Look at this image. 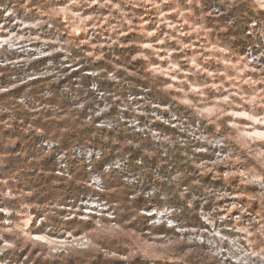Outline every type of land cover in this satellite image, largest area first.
<instances>
[{
    "label": "trees",
    "instance_id": "trees-1",
    "mask_svg": "<svg viewBox=\"0 0 264 264\" xmlns=\"http://www.w3.org/2000/svg\"><path fill=\"white\" fill-rule=\"evenodd\" d=\"M178 1L234 57L248 47L264 49V9L255 0ZM48 5L49 0H0V19L4 7L12 6L50 24L59 35L56 45H67L66 51L34 58L27 66L15 65L13 52L0 50L5 62L0 63V208L10 210L13 223L30 214L39 233L87 234L91 244L53 252L18 229L7 230L0 210V264H235L211 254L205 242L187 243L175 227L155 224L145 213L155 205L179 210L175 217L197 229L203 225L200 210L221 201L217 190L225 187L257 212L259 201L247 194L251 188L236 174L224 175L225 162H214L210 146L198 150L200 138L190 131L195 127L199 133L202 126L228 140V127L201 118L178 99L180 93L167 86L169 78L151 69L157 61L153 53L145 50L149 56H141L139 31L102 46L71 35L63 16ZM104 103L108 111L96 115ZM154 112L180 124H166ZM133 116L143 130L131 124ZM101 119L110 124H100ZM88 148L94 151L89 162ZM59 155L65 156L68 173L57 172ZM93 174L101 189L91 184ZM8 187L12 196L5 194ZM87 197H96L112 217L105 212L69 217ZM153 235L171 240L158 248L157 258L142 252Z\"/></svg>",
    "mask_w": 264,
    "mask_h": 264
},
{
    "label": "rangeland",
    "instance_id": "rangeland-1",
    "mask_svg": "<svg viewBox=\"0 0 264 264\" xmlns=\"http://www.w3.org/2000/svg\"><path fill=\"white\" fill-rule=\"evenodd\" d=\"M255 1L264 9V0ZM86 7L96 12L87 11ZM48 8L63 16L71 35L102 46H111L128 32L139 31L141 56H149L145 50L153 53L157 61L150 64L151 69L169 78L167 86L180 93L178 99L194 107L201 118L228 127V134L231 133L228 140L222 133H209L202 126L199 133L195 127L190 131L195 138H200L198 150L206 151L210 146L214 162H225L224 175L236 174L251 188L247 194L259 201L257 212L249 211L237 193L225 187L217 190L221 201L209 210H200L203 225L197 229H188L175 217L179 210L155 205L145 213L155 224L175 227L180 239L187 243L205 242L211 254L222 262L264 264V49L248 47L244 55L234 57L227 46L209 37L202 23L187 15L192 9L178 0H49ZM214 9L221 11L217 6ZM3 11L0 50L13 52L15 65L27 66L34 58L66 51L65 43H55L59 40L58 33L50 24H43L41 18L20 14L12 6L4 7ZM1 58L0 55V61ZM43 72L52 71L45 69ZM105 104L99 107L96 115L108 111ZM137 106L140 108L142 104L134 108ZM157 113L154 112L157 119L166 124H180ZM137 119V116L131 117V124L143 130L144 125L142 127ZM100 124L110 123L101 119ZM158 133L153 131L157 138ZM90 182L101 189L98 175L93 174ZM5 194L12 196L11 188L8 187ZM80 203L81 207L74 209L69 217L88 219L104 212L112 217L108 207L96 197H87ZM0 210L5 216L7 230L18 229L24 237L46 243L53 252L67 246L88 247L91 244L87 234L67 233L56 237L47 229L39 233L32 226V215L25 214L13 223L10 210ZM40 221L38 219L36 225ZM161 239L164 241H159ZM170 243L171 240L163 235H153L145 242L142 252L157 258L161 256L158 248Z\"/></svg>",
    "mask_w": 264,
    "mask_h": 264
},
{
    "label": "built area",
    "instance_id": "built-area-1",
    "mask_svg": "<svg viewBox=\"0 0 264 264\" xmlns=\"http://www.w3.org/2000/svg\"><path fill=\"white\" fill-rule=\"evenodd\" d=\"M48 145V147H51V144H47ZM78 153H79V155L80 154H82L81 153V151L80 150H78ZM94 153V151L92 150V149H90V148H88L86 151H85V157H86V160H87V162H89L90 161V159H91V156H92V154ZM96 153V155H98L99 154V152H95ZM65 156L64 155H59L58 156V160L61 162V167H59L60 169L57 171V172H59L60 174L61 173H63V172H65V173H68V166H67V164L65 163ZM97 175V174H96ZM100 178V177H99ZM101 180V179H100ZM102 185V183L100 182V185L99 186H101ZM96 187H97V185H96ZM101 188V187H100Z\"/></svg>",
    "mask_w": 264,
    "mask_h": 264
}]
</instances>
